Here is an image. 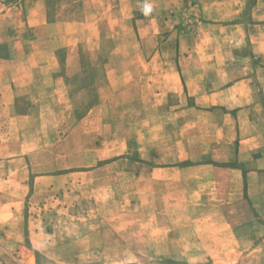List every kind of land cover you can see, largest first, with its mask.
Segmentation results:
<instances>
[{"label": "rangeland", "instance_id": "obj_1", "mask_svg": "<svg viewBox=\"0 0 264 264\" xmlns=\"http://www.w3.org/2000/svg\"><path fill=\"white\" fill-rule=\"evenodd\" d=\"M4 1L3 76L48 86L0 109V264H264V212L202 168L242 163L236 109L191 93L264 76V0Z\"/></svg>", "mask_w": 264, "mask_h": 264}, {"label": "crops", "instance_id": "obj_2", "mask_svg": "<svg viewBox=\"0 0 264 264\" xmlns=\"http://www.w3.org/2000/svg\"><path fill=\"white\" fill-rule=\"evenodd\" d=\"M16 3L19 0H14ZM15 3V4H16ZM11 2H5L0 0V27H3V22H6L10 18L16 20V16L11 13L13 6ZM33 9L30 12V17L33 22L35 21ZM42 24H45L44 16H38ZM33 22H29L24 26L28 27L33 26ZM39 24V23H36ZM10 25H8L9 27ZM7 27V28H8ZM17 27V24L14 25V28ZM211 34V33H210ZM245 36V35H244ZM243 40V39H242ZM250 41L252 45V52L257 54L258 57H262L261 64H264V25L262 27H254L253 35H250ZM2 63L8 64L9 61H0ZM32 63H26V75L31 72L29 70L32 66ZM228 71L229 66L228 62L226 63ZM247 66H240L243 69L242 73L239 75L228 77L222 79L220 86L217 90L213 92H208L207 94H201L200 92L193 91L192 94H197V98L203 100H211L209 105H218L225 107L226 109H236V123L237 126H226L222 125L221 131L227 132L236 131L235 136H232V139L237 140V152L239 156H243L240 161L241 164H234L227 166L226 164L222 165L221 162H226L228 159H221L218 162V165L212 164L211 162L204 165L205 170H212L214 174H219V186L221 182L230 181L229 189L227 191L223 189L222 195L236 196V198H241L243 195L244 188L247 190L249 198L253 201V205L256 212H264V122L259 123L258 118H254L256 115L255 112L263 111L264 112V76L255 79L250 73L245 72ZM225 76L228 73H224ZM41 80V76L37 80ZM35 77L33 76H9V78L3 76V69L0 70V109L2 110L3 115H12L17 117H28L29 110L25 111L22 115L16 112V106L18 105V100L22 97L23 92L18 91L19 87H27L26 93L27 98H25L26 106L30 107L33 105L32 100L34 96L31 95L34 90H40L48 86L47 81L45 85L43 83L37 84L34 83ZM257 80V81H256ZM190 93V94H191ZM41 92L39 93V95ZM217 99V100H216ZM30 100V101H29ZM16 112V113H15ZM3 124V123H2ZM231 141V140H230ZM230 141L222 139V142L227 145ZM229 142V143H228ZM238 161V162H239ZM214 179V177H213ZM234 186V189L232 186ZM222 188V187H219ZM214 191V188L211 189ZM216 190V189H215ZM228 192V193H227ZM212 193V192H210ZM2 215V214H0ZM234 225L222 224L223 231H226L227 228L230 229L232 233V227ZM219 231L218 235H227V232ZM234 233V232H233ZM253 239L251 242L253 243ZM264 241V240H263Z\"/></svg>", "mask_w": 264, "mask_h": 264}, {"label": "clouds", "instance_id": "obj_3", "mask_svg": "<svg viewBox=\"0 0 264 264\" xmlns=\"http://www.w3.org/2000/svg\"><path fill=\"white\" fill-rule=\"evenodd\" d=\"M141 10H142V12H143V14H144L145 16L149 15V14L152 12V10H153V8H152V4L145 2V3L142 5V9H141Z\"/></svg>", "mask_w": 264, "mask_h": 264}]
</instances>
